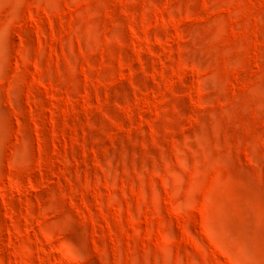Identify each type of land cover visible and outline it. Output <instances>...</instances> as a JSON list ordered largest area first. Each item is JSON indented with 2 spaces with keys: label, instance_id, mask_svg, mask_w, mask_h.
<instances>
[{
  "label": "rangeland",
  "instance_id": "rangeland-1",
  "mask_svg": "<svg viewBox=\"0 0 264 264\" xmlns=\"http://www.w3.org/2000/svg\"><path fill=\"white\" fill-rule=\"evenodd\" d=\"M3 222L0 264H264V0H0Z\"/></svg>",
  "mask_w": 264,
  "mask_h": 264
},
{
  "label": "bare ground",
  "instance_id": "bare-ground-1",
  "mask_svg": "<svg viewBox=\"0 0 264 264\" xmlns=\"http://www.w3.org/2000/svg\"><path fill=\"white\" fill-rule=\"evenodd\" d=\"M0 226L5 233L8 234L12 232L11 227L7 223L3 222ZM20 234H24V232L22 231ZM5 249H7L6 246L0 241V253H5Z\"/></svg>",
  "mask_w": 264,
  "mask_h": 264
}]
</instances>
